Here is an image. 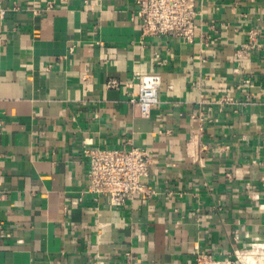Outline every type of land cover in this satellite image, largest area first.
Segmentation results:
<instances>
[{"label":"crops","instance_id":"crops-1","mask_svg":"<svg viewBox=\"0 0 264 264\" xmlns=\"http://www.w3.org/2000/svg\"><path fill=\"white\" fill-rule=\"evenodd\" d=\"M1 6L0 264H241L252 243L264 264V0H195L191 41L142 34L136 0ZM83 141L150 150L149 195L86 192Z\"/></svg>","mask_w":264,"mask_h":264},{"label":"built area","instance_id":"built-area-1","mask_svg":"<svg viewBox=\"0 0 264 264\" xmlns=\"http://www.w3.org/2000/svg\"><path fill=\"white\" fill-rule=\"evenodd\" d=\"M0 14L4 9L1 6ZM139 7L135 16L140 20L141 32L149 36H166L185 38L188 41L194 36L197 17L195 0H136ZM52 2H46L45 9H50ZM249 38L254 40L256 32L249 30ZM161 78L157 73L138 76V93L130 102L137 106L143 116H148L151 108L158 102V90ZM109 85H115L110 81ZM83 141L82 152L86 158L85 191L94 195L95 199L102 196L108 198L112 206H120L128 198L136 194L149 195L146 187L150 166L154 155L144 147L98 148L86 146ZM262 252V244L252 243L249 249L235 254V261L241 264H257V256ZM126 262L131 264L133 256L126 253ZM250 257V260H242ZM234 261V260H233ZM195 264H227L215 260L211 255L196 253Z\"/></svg>","mask_w":264,"mask_h":264},{"label":"bare ground","instance_id":"bare-ground-1","mask_svg":"<svg viewBox=\"0 0 264 264\" xmlns=\"http://www.w3.org/2000/svg\"><path fill=\"white\" fill-rule=\"evenodd\" d=\"M241 259L242 260H245V259L250 260V257H244V258L241 257Z\"/></svg>","mask_w":264,"mask_h":264}]
</instances>
